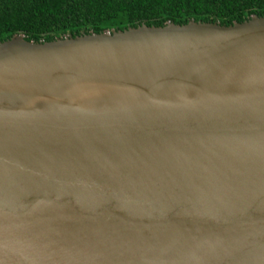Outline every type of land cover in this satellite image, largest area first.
<instances>
[{
	"label": "water",
	"instance_id": "95a60500",
	"mask_svg": "<svg viewBox=\"0 0 264 264\" xmlns=\"http://www.w3.org/2000/svg\"><path fill=\"white\" fill-rule=\"evenodd\" d=\"M0 264H264V16L1 41Z\"/></svg>",
	"mask_w": 264,
	"mask_h": 264
},
{
	"label": "trees",
	"instance_id": "16d2710c",
	"mask_svg": "<svg viewBox=\"0 0 264 264\" xmlns=\"http://www.w3.org/2000/svg\"><path fill=\"white\" fill-rule=\"evenodd\" d=\"M253 14L264 16V0H0V42L18 33L50 41L169 21L231 25Z\"/></svg>",
	"mask_w": 264,
	"mask_h": 264
}]
</instances>
